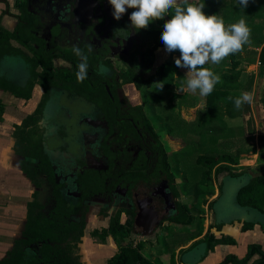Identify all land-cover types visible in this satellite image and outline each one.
I'll return each instance as SVG.
<instances>
[{"label": "flooded vegetation", "instance_id": "1", "mask_svg": "<svg viewBox=\"0 0 264 264\" xmlns=\"http://www.w3.org/2000/svg\"><path fill=\"white\" fill-rule=\"evenodd\" d=\"M0 4V78L19 88V95L0 88L23 102L15 151L34 186L29 220L38 226L31 234L28 220L12 251L21 250L32 264H108L121 247L132 245V235L147 232L137 224L157 229L171 222L149 218L172 213L169 195L178 210L183 204L170 163L176 152L167 150L134 99L140 91L146 103L148 86L137 90L129 82L134 71L148 66L160 20L137 32L130 21L134 9L117 21L109 0ZM163 50L155 52L153 70ZM80 63L87 64L82 81L76 75ZM11 66L24 77L11 76ZM116 219L128 237L107 234ZM110 240L119 245L113 255L96 250ZM123 240L129 244L122 246ZM9 255L0 264H13Z\"/></svg>", "mask_w": 264, "mask_h": 264}, {"label": "trees", "instance_id": "2", "mask_svg": "<svg viewBox=\"0 0 264 264\" xmlns=\"http://www.w3.org/2000/svg\"><path fill=\"white\" fill-rule=\"evenodd\" d=\"M199 3L205 4V8L203 9L205 14L221 16L224 19L226 26L236 23L243 18L251 29V43L244 46L243 52L230 55L219 65H205V67L220 75L221 83L217 84L214 91L207 96L206 110L203 114L198 115L195 120V125L197 127L196 132L200 137V145L206 141L205 143H209V145L207 144V147L210 146L195 160L196 165L201 167L202 170L199 183L204 186L212 185V174L221 175L223 173H228L231 178L241 177L243 175L247 176L249 178L248 182L238 190L235 196V203L241 208L254 212V215L250 218H248L247 215L244 219H233L228 222L218 219L215 225L209 227L208 232L203 238L180 254L181 258L172 254L170 264H186L185 259L189 256H196L197 261H202L208 253L213 251L218 245L236 244V241L231 237L222 235L221 238H217L212 232L213 228H216L217 231H221L227 224L243 222V232L253 230L257 225L264 229V172H248L247 169V172L241 176L232 173V168L242 165L251 153V150L247 146V140L245 137L234 133V131L228 127L225 120L226 117L228 119L239 118L250 111V107L247 104H245L242 109L236 110L232 100H229V97L235 98L241 94V78L243 71L240 69V66L242 58L246 57L247 65L258 63L260 66L259 68H264V0H257L253 6H248L246 8L240 6L237 0H201ZM167 18L168 19L164 18L163 20H160L162 27L158 28L154 33L155 35L151 38V56L147 68L139 70L138 72L134 71L131 80H129V82L134 84L137 90H141L145 86L156 83L164 84V88H169L172 87L176 80L175 73L180 68L175 64L176 58L180 56L178 51L168 53L166 58L164 57L160 62L158 61L157 68L155 70L152 69L155 62V52L159 48L165 47L160 37L162 35L164 23L171 19V16H167ZM2 42L3 35L0 33V53ZM9 50H11V48H9ZM218 69H221L222 72H219ZM151 71L154 73L150 74ZM0 84L3 89L10 91L17 96L19 95V88L14 85L5 84L1 78ZM24 94V97H29L31 95L30 88L28 91L24 92ZM174 98L179 99L180 105L189 108L195 107L196 100L194 97L188 95H174ZM144 99L145 102H147L146 97H144ZM140 113H142L141 107ZM199 130H206L208 135H200ZM168 134V142L171 140L176 143L177 139H174L173 131L170 130ZM27 139L28 137L23 136V141H27ZM185 148L186 144L182 143L180 146L176 145L172 152H182ZM262 148L264 149V138L262 140ZM206 191L207 190H199L198 194L204 195ZM220 191L222 194L224 191L223 186H221ZM221 196L222 195H220V197ZM219 199L220 198L210 203V207L213 211ZM194 219L195 217L190 211V208L185 204H180L178 215L171 218L170 221L178 225L190 226L193 224ZM34 220L35 219L31 221L30 219V222L27 225V230L28 232H31V234H33L34 231L37 232L38 228L36 223H34ZM119 222V219H116L107 234L115 239L119 237H128L130 231L126 230V228L120 225ZM198 229L196 237H200L203 233L202 227H199ZM148 232L150 231H147L146 233ZM143 246L144 244L140 242L136 247L132 245L121 247L119 252L109 260L108 264H155L152 260L142 255L141 250L143 249ZM256 254H258L260 258L254 261L253 264H264V251L260 246L256 245L249 247V251L244 258L239 259L236 256H228L221 264H248ZM9 259L11 262L14 261L13 264H32L30 262L31 258L25 259L21 250L17 249L10 252Z\"/></svg>", "mask_w": 264, "mask_h": 264}, {"label": "rangeland", "instance_id": "3", "mask_svg": "<svg viewBox=\"0 0 264 264\" xmlns=\"http://www.w3.org/2000/svg\"><path fill=\"white\" fill-rule=\"evenodd\" d=\"M200 1L201 0H196L197 3ZM256 1L257 0H250L248 6H253ZM164 51L165 50H163L162 54H165ZM162 56L163 55H161V57ZM160 59L161 58H159L158 61H160ZM259 67L258 63L247 65L246 57L242 58L240 66V69L243 71L241 78V93H253L254 102L249 105L250 111L244 114V116L235 119L225 118L228 127L234 131V133L245 137L247 146L251 150V153L242 165L232 168V173L237 176L243 175L247 172V169L248 172H264V149L262 148V140L264 138V68ZM10 69V74L14 78L18 77V75L24 77V72L22 73L19 71V74L16 73L15 70H13V66H11ZM218 70L222 72L221 69ZM187 72L188 69L180 68V72L177 75V82L172 87H163L162 90L160 89L162 84L146 87V90L144 89L146 92L144 93V97L147 99L146 103H143V96H141L142 94L140 91L134 98L138 102H142L143 108L149 116L154 129L165 141L169 152H172L176 145L180 146L182 143L186 144V148L182 152L175 151L177 154L174 152L175 155L171 158L170 163L174 166V171H176L175 176H177L179 180L177 191L179 192L178 194H180L179 199L181 203L190 208V211L195 217L193 224L187 227V225L178 226L175 223L167 222L164 227H159L154 230L153 234H134L130 237L132 242L129 239L134 246H137L140 242L144 244L141 250L142 255L152 260L155 264H160V262L157 263L158 261L155 260L156 256L167 251L174 252V247L178 245L179 241H185L188 238L191 239L197 236L199 227H202L203 231H206L212 222L215 223V220L217 221L220 219L228 222L229 220L240 219L247 215L248 218H250L254 215V212L241 208L235 203V196L238 190L248 182L249 178L247 176L243 175L241 177L231 178L228 173H223L221 175L212 174V185L204 186L199 183L202 170L201 167L196 165L195 160L210 146L207 147L209 143H205L206 141L200 145V137L196 132L197 127L195 125V120L198 115L203 114L206 110L207 97L200 96L199 92L195 94L190 91L185 92V94H192L196 97L197 105L193 110L182 111L183 109L179 104V100L175 99L173 96L175 94L183 96L180 95L183 92L178 94L176 88L184 84V75H186ZM170 130L173 131L174 139H177L176 143L171 140L168 142L167 135H169L168 133ZM199 133L200 135H208L206 130H199ZM221 186L224 188L222 194L220 191ZM199 190L207 191L204 195H199ZM220 195L222 196L220 197ZM218 198L220 199L217 201L213 211L210 207V203ZM124 220L125 218L123 221ZM137 226V229L143 231L153 229L151 223H144L143 225L137 224ZM129 241L123 240L121 245L127 246ZM101 248H104V250H106L105 253L111 256L117 251L119 245L110 240L106 246L95 249L99 250ZM91 253L97 258L98 256L100 257V254H96L95 251H91ZM162 263L165 264L166 262Z\"/></svg>", "mask_w": 264, "mask_h": 264}, {"label": "clouds", "instance_id": "4", "mask_svg": "<svg viewBox=\"0 0 264 264\" xmlns=\"http://www.w3.org/2000/svg\"><path fill=\"white\" fill-rule=\"evenodd\" d=\"M109 3L117 21L128 9H134L130 21L137 32L165 16H171L164 23L160 39L168 53H180L175 60L176 66L188 69L184 84L176 88L178 94L190 91L193 94L199 92L202 97L209 96L221 83V77L205 65H219L230 55L243 52L244 46L251 43V29L243 18L226 26L221 16L205 14V4L196 0H109ZM238 3L246 8L250 0H238ZM73 51L77 56L83 55L78 47ZM78 69L76 75L82 81L87 75V64L80 63ZM229 100L236 110H240L245 104L254 102V95L242 92L238 97H229Z\"/></svg>", "mask_w": 264, "mask_h": 264}, {"label": "crops", "instance_id": "5", "mask_svg": "<svg viewBox=\"0 0 264 264\" xmlns=\"http://www.w3.org/2000/svg\"><path fill=\"white\" fill-rule=\"evenodd\" d=\"M1 7L2 5L0 4V17ZM164 52V56L159 58H166L168 52L166 50ZM179 72L180 68L175 73L176 80L174 84L177 82ZM180 95H188L196 100V97L192 94L181 93ZM22 103L13 94L4 93L0 88V262L15 248L16 242L21 237L29 218H31L30 204L33 201L34 186L26 176L15 151L17 143L15 124L24 115V109H21ZM196 105L197 101H195V107ZM195 107L189 108L181 105L182 111L193 110ZM212 223L208 226V229L216 224V220L215 223ZM242 226L243 222H235L234 224L225 225L221 231L213 228L212 232L217 238H221L222 235L231 237L236 241V244L218 245L202 261H197L196 256H189L185 259L186 264H221L228 256H236L242 259L247 255L249 247L252 245L260 246L264 251V229L257 225L253 230L243 232ZM208 229L203 231L200 237L195 236L193 239L188 238L185 241H179L178 245L174 247V252H164L156 256L155 260L158 261L157 263L160 262V264H163L162 262L170 264L172 254L181 258L180 254L203 238ZM259 258L260 256L256 254L248 264H253Z\"/></svg>", "mask_w": 264, "mask_h": 264}, {"label": "water", "instance_id": "6", "mask_svg": "<svg viewBox=\"0 0 264 264\" xmlns=\"http://www.w3.org/2000/svg\"><path fill=\"white\" fill-rule=\"evenodd\" d=\"M169 198L171 200V209H172V213H170L169 215L167 216H164V217H161V218H154L153 216H150L149 218L152 219L154 222H156L157 224H159L162 220H167V219H171L173 217H176L178 215V207L176 205V202L173 201L171 195H169ZM240 219H243V218H240ZM154 230H156V227L153 226V229L152 230H149L150 232L148 233H145L146 235H150V234H153L154 233ZM144 234V235H145Z\"/></svg>", "mask_w": 264, "mask_h": 264}]
</instances>
